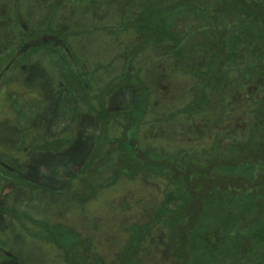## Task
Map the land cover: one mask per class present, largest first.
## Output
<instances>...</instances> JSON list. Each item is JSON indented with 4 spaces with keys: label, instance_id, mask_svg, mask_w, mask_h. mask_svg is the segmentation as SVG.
Returning a JSON list of instances; mask_svg holds the SVG:
<instances>
[{
    "label": "rangeland",
    "instance_id": "1",
    "mask_svg": "<svg viewBox=\"0 0 264 264\" xmlns=\"http://www.w3.org/2000/svg\"><path fill=\"white\" fill-rule=\"evenodd\" d=\"M216 2L0 0V205L13 210L18 198L14 211L32 218L23 224L0 217V264H76L63 246L75 247L81 262L91 256L102 264H264V104L263 117L255 119L243 117L242 102L232 98L207 108L235 109L228 112L233 119L216 116L223 110L208 113L205 121L189 113L172 115L193 99V76L184 70L187 46L206 34H221L208 12ZM186 36L189 41L181 42ZM207 52L202 48L197 54L202 58ZM243 55L256 57L264 68L253 47ZM201 73L208 76V66ZM133 80L159 97L153 112L144 114L141 104L138 136L146 157L163 162L169 157L157 153L160 148L174 152L177 166L164 164L169 178L157 175L147 161L144 171L125 166L130 152L124 149L127 157L123 151L121 157L110 144L78 166L90 146L87 120L112 108H132L134 87L120 85ZM71 101L83 117L72 115ZM119 115L116 121L122 120ZM240 122L244 134L227 143L226 127ZM80 124L79 150L87 146L86 151L70 160L57 155L49 164L59 144L49 138L60 137L51 133L64 127L70 133ZM194 132L201 137L194 139L197 148L188 144ZM97 137V145L108 144L105 136ZM197 153L204 154L203 162ZM18 165L40 183L47 180L50 189L58 183L62 188L17 195L5 178H15ZM37 167L42 173H34ZM117 170L124 175L115 180Z\"/></svg>",
    "mask_w": 264,
    "mask_h": 264
},
{
    "label": "trees",
    "instance_id": "2",
    "mask_svg": "<svg viewBox=\"0 0 264 264\" xmlns=\"http://www.w3.org/2000/svg\"><path fill=\"white\" fill-rule=\"evenodd\" d=\"M216 1L219 7L214 10L216 5V3H214L210 7L208 12L212 14V19L218 23L219 27H221V34H217L215 32L206 34L204 36V41L200 37L199 39H195L194 42L191 40L192 42L190 46H187V49L189 48V51L187 52L186 50L185 53L186 57L190 60H186V63L184 64L182 62V64H184L185 66L184 70L186 69V73L191 75V77L193 76V83L191 84V97H193V99L188 107L187 104L184 108H181L177 113L175 112L172 115H177L178 113H189L187 116L193 117V119L203 118L205 121V118H207L205 116L208 113L215 112L216 110H223L222 113L220 112V114H216V116L221 115V117H224L226 119H233L231 117L232 113L228 112L231 110L235 111V109H223L222 107H214L213 109L215 110H213L207 108V103H210L212 101H216V103H218L220 102V100L223 101V99L224 101H229V98H232L242 102V107H240V109L238 110L242 111V114H244L243 117L247 115L249 117H253L254 119L255 117H263L262 113L260 112L261 110H259V106L264 104V68L259 67L256 57L253 59L249 55L245 58H241L239 56L241 54L243 55L245 51L250 50L251 47H253L254 53H257L261 57V60L264 62V0ZM219 4H221V6ZM215 12L216 14H213ZM195 18L197 17L195 16ZM146 27H148V25ZM150 31L146 35L147 39L152 38L150 35ZM185 38L186 40L183 38L180 39L181 42L185 41V43H187L189 41V37L187 38L186 36ZM202 48H207L208 52L205 57L201 58L197 54V51L199 52ZM172 60L173 67H178V64H180L179 58L176 56L173 57ZM202 62H204V65H202ZM203 66H208V69L210 70V74L208 76L202 75L201 69L203 68ZM69 82L67 84H70ZM130 82H123L120 86L129 85L134 87L136 95L134 99L135 103L132 105L133 107L123 112H112L110 110L107 115L98 114L99 135L105 136L108 144L111 143L112 146H114L116 152H121V157L123 156V152H125V150L127 152H130L128 157L126 152L124 154V156L128 158L123 159V161H125L123 162L125 166L128 164L129 168H131L132 170H139L143 169V161H147L146 164L150 165L147 167H151L150 169L157 172V175L169 178V171L166 170V166L164 168V164L167 165V168L168 166H172L173 168L177 166L176 155L173 157L174 152L169 153L165 148H160L159 150L156 149L158 150L157 153L162 152L169 157V159L165 158L163 162H159V160L156 159L155 156H153V158L146 157L145 155L147 153V149H143V147L140 146L138 136L141 129L140 127L142 126V124H140V122H142L140 119L143 118V116L141 118L139 117L141 104L143 103L144 114H147V111L153 112L152 106H155L159 103V97L156 96L155 100L154 98L149 96V93H147V89H150L151 92L154 91L151 86L147 87V84L144 83L138 86L137 84H135L134 80ZM116 85L117 84L115 83L114 87L118 86ZM154 94H156V92ZM148 96L150 97L149 100ZM150 102L152 103L150 104ZM119 114H121L122 120L116 121L115 118L117 116H120ZM253 126L254 124L251 125V128ZM205 127L206 126H204V128ZM119 130H121V134H118ZM178 130L179 131L177 132V134H182L181 132L185 131L183 124H179ZM226 131L227 136L225 137V140L228 141L227 143H229L230 141L234 143H236L237 141L239 142V139L244 134V131L241 129V122L239 124H228V126L226 127ZM198 136L199 134H196V132H194L192 139H196V141L197 139L200 140L201 137ZM243 137L246 138V135ZM144 139L145 140H143V143L147 145V137H145ZM192 139L190 141L188 140V144L191 141L194 143L196 142ZM172 142L177 145V141L175 139H172ZM191 147L197 148L199 147V144L195 143ZM197 154H200L197 157L199 158V161L203 162L204 154ZM171 160H174V162H172ZM121 161L122 160L119 159V164H121ZM199 167L201 170V166ZM144 170L145 168L143 169V171ZM129 172L130 174L134 173V171ZM122 175H124V173L120 172V170H117L113 178L116 180ZM5 179L10 181L13 180V178L11 177ZM0 208V213L7 212L12 215L15 213L14 215L16 218H14V220L19 219L20 223L26 224L28 219L32 220L31 216L26 215L25 217H20L21 215H18L19 213L16 216V212L14 210H6L3 208V206H0ZM35 223L40 226H46L45 223L41 221H36ZM173 245L174 244L171 242L170 247H173ZM63 247L64 249L71 250L70 255L74 259V263H76L77 261L78 264H102L100 257L93 258L91 256H87V258H84V262H81L80 258L82 257L78 255L75 247L72 249L68 246ZM75 252L77 253V255L75 254Z\"/></svg>",
    "mask_w": 264,
    "mask_h": 264
},
{
    "label": "flooded vegetation",
    "instance_id": "3",
    "mask_svg": "<svg viewBox=\"0 0 264 264\" xmlns=\"http://www.w3.org/2000/svg\"><path fill=\"white\" fill-rule=\"evenodd\" d=\"M50 37L51 38H53L52 39V41H55L56 39H54L55 38V36L54 35H50ZM43 38V37H42ZM49 38H43V40L45 41V42H48L47 40H48ZM20 66H21V63H19V64H17V68H20ZM73 74H75L73 71H71ZM1 75H2V71H0V80L2 79V77H1ZM73 77V76H72ZM68 82H65V86L66 87H68L69 88V86L68 85H71V84H67ZM123 88H130V87H123ZM122 88V89H123ZM135 92V91H134ZM136 95V94H135ZM59 99H60V97H59ZM74 100H76V97L74 98ZM75 102L76 101H71V106H69V105H67L68 107H71V109H72V115H73V113H74V111H75V113L77 114V116H76V118H78V117H81L82 115H79L78 114V112H77V106H76V104H75ZM58 105H60V103L58 104ZM72 105H73V107H72ZM130 106V105H129ZM127 107H124V108H120L119 109V107H118V109H114V108H112L111 109V111L112 112H114V111H116V112H118V111H120V110H125ZM97 114V113H96ZM98 115V114H97ZM69 116H66V119L68 118ZM83 117V116H82ZM72 118H75V117H72ZM68 120H70V117L68 118ZM88 121V124L90 125V132H89V134H88V140H89V142H88V144L90 145L89 147H88V150H87V152L84 154V155H82V157H81V159H80V163H79V165L78 166H82L83 164H85L86 162H87V160L88 159H90L92 156H95V155H97L96 156V158L99 156V152L96 154V151H99L98 150V147H99V145H97V139H98V137L97 136H99V126H98V116L96 117V119L94 120V118H92L91 120H87ZM62 122H65V121H62ZM70 123H71V120H70ZM69 123V124H70ZM86 122H83V124H85ZM68 124V125H69ZM82 124V126L84 127V125ZM87 124V123H86ZM67 125V126H68ZM67 128V127H66ZM66 128L64 127V129L63 130H61V131H59V132H53V133H51V134H59L60 135V137L57 139V138H49L51 141H57V140H59V144L57 145V150H55V152H54V154H55V156H50L49 157V159H50V161H49V164L51 163V162H53L54 161V159L55 158H57V155H63L64 157H67L69 160L72 158V156H74L75 154L78 156V155H80V153L81 154H83L85 151H86V147L85 148H83V151H80L79 150V148L80 147H82V145L84 144V143H81V139H80V132L83 134V131L80 129L81 128V124H80V126H79V129H78V127H73V129L72 128H70V133H66L65 131H66ZM75 129V130H74ZM78 129V130H77ZM80 130V131H79ZM63 132V133H62ZM85 135H86V131H85ZM60 139H61V144H60ZM85 139V138H84ZM96 139V140H95ZM86 140V139H85ZM80 141V142H79ZM84 142V141H83ZM110 145H112L111 143H109ZM109 144H105V145H101L102 147L101 148H103V147H105V149H106V147L107 146H109ZM103 151V153L105 152V150H102ZM102 151H100V153L102 152ZM1 155V154H0ZM74 162H75V160H74ZM69 164V163H68ZM70 165V164H69ZM74 166V164L72 165V167ZM16 167V176H15V178H13V180H8V181H10V182H13L14 184H15V189L16 190H18L19 192H17L16 194L18 195L19 193H27V192H30V191H43V190H45V191H49V190H52V191H54V190H56V189H59V188H62L61 186H60V183H58L57 185H56V189H55V187H52L51 189H50V185H49V183H48V181L46 180V181H43L44 183H40L38 180H35L34 178H32V177H34V174H32V172H30V171H25V170H23L22 169V167L23 166H20V165H18V166H15ZM38 168V167H37ZM44 168V167H43ZM74 168V167H73ZM75 169V168H74ZM68 170H69V168H68ZM35 171H37V172H34V173H38V172H41V168L39 167L37 170H35ZM14 173H15V171H14ZM42 173V172H41ZM74 175V174H73ZM18 176H19V178H18ZM47 178L49 177L48 175H45ZM31 177V178H30ZM74 179V176H72V177H70V179H69V181H68V183L70 182V181H72ZM52 182V181H51ZM62 185V184H61ZM65 185V184H64ZM11 187L12 188H14V186H13V184H11ZM54 188V189H53ZM21 191H23V192H21ZM2 201H0V203H1ZM16 202H18V198H16L14 201H13V203H12V207L14 208L13 210H16V208L15 207H17V205H18V207H19V203H16ZM1 206V205H0ZM16 212V211H15ZM19 212L17 211L16 212V216H17V214H18ZM15 214V213H14ZM12 215V214H9V213H7V212H5V213H0V217L1 218H3V219H5V218H7L6 216H8V218L11 220V221H16V220H14V218H16L15 217V215Z\"/></svg>",
    "mask_w": 264,
    "mask_h": 264
}]
</instances>
